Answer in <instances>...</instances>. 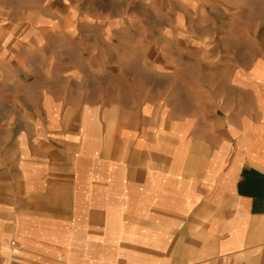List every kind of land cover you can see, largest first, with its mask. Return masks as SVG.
<instances>
[{
    "label": "crops",
    "instance_id": "obj_1",
    "mask_svg": "<svg viewBox=\"0 0 264 264\" xmlns=\"http://www.w3.org/2000/svg\"><path fill=\"white\" fill-rule=\"evenodd\" d=\"M150 1L0 0V264H264V0Z\"/></svg>",
    "mask_w": 264,
    "mask_h": 264
},
{
    "label": "rangeland",
    "instance_id": "obj_2",
    "mask_svg": "<svg viewBox=\"0 0 264 264\" xmlns=\"http://www.w3.org/2000/svg\"><path fill=\"white\" fill-rule=\"evenodd\" d=\"M247 1H251V0H197V4L198 5H206V6H212L214 4V6H218V5H224L226 7H238V6H243L244 3H246ZM150 8L151 9H157L165 7V8H170V7H174L176 6L175 2L173 0H165L164 4L163 2H157L155 0H151L150 1ZM241 3V4H240ZM238 14H241L237 9H233L232 11H230L229 13H226L227 17L226 19L229 20V16L230 18H235L238 19L239 16ZM155 15V14H152ZM218 16L220 17L219 19L222 20L224 18V15L221 12H218ZM153 18V17H152ZM234 24V23H233ZM245 27H242V30H244ZM250 29V28H249ZM241 30V27H235L233 26L232 28V35L239 37V34L237 35L236 32L238 33ZM230 33H228L227 35H223L220 37H217V45H218V53L221 52V50H219V48H222L225 46V42L226 38H229L231 35H229ZM229 40V39H228ZM223 51V50H222ZM210 64H217L218 68L223 67L225 68V61H217V62H210V61H205L203 63V67L204 66H208Z\"/></svg>",
    "mask_w": 264,
    "mask_h": 264
}]
</instances>
